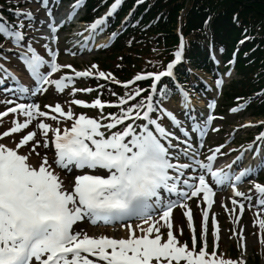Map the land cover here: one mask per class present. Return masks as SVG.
I'll return each mask as SVG.
<instances>
[{"label":"snow or ice","instance_id":"1","mask_svg":"<svg viewBox=\"0 0 264 264\" xmlns=\"http://www.w3.org/2000/svg\"><path fill=\"white\" fill-rule=\"evenodd\" d=\"M25 2L35 3L37 12H44L46 19L38 23L46 32L33 23L36 13L32 10L9 9L14 24L0 16V61H4L0 63V84L10 79L17 85L5 89L11 95L0 99L4 105L0 125L5 123L4 117L11 120L0 131V264H244L242 259L234 262L217 256L220 228L214 215L213 250L208 251V221L214 188L225 182L233 192V208L226 210L235 212L238 206L242 215L245 204L236 198L251 203L252 197L237 185L253 173L244 168L236 174L232 165H227L229 172L216 168L218 156L226 155L223 145L200 159L203 145L199 138L206 135L213 117L196 114L187 91L175 90L186 106L181 109L183 120L171 108L173 89L168 82L182 60L183 37L172 61L155 72L137 73L121 82L96 64L77 70L59 62V30L75 18L79 0L60 22L51 10V0ZM121 2L114 0L106 16L88 25L87 39L103 31L106 17ZM25 29H35L39 35L29 36ZM39 40L45 41L44 54L34 47ZM13 58L26 80L7 66ZM88 78L122 84L125 91L110 93L115 102L75 98L77 92L93 91L75 87L77 80ZM221 83L216 81L218 87ZM50 90L53 97L60 95L54 104L44 105L46 110L38 103L20 100ZM66 101L67 110L62 106ZM71 105L98 109L100 115H77ZM207 107L212 109L214 104ZM105 108L117 111L105 115ZM256 140L264 141V133ZM242 159L243 154L233 165ZM260 165L264 167V158ZM253 183L257 204L264 211V186ZM193 198L206 205L199 238L186 203ZM178 206L186 209L183 216L191 231V247L173 233L172 213ZM116 224L125 230L123 236L90 233L88 227ZM162 228L167 229L166 237ZM259 229L264 233V219H259ZM243 232L242 228L235 231L242 256Z\"/></svg>","mask_w":264,"mask_h":264},{"label":"rangeland","instance_id":"2","mask_svg":"<svg viewBox=\"0 0 264 264\" xmlns=\"http://www.w3.org/2000/svg\"><path fill=\"white\" fill-rule=\"evenodd\" d=\"M20 1L24 4L23 9L32 10L38 16L35 3L33 4L32 2H25V0H20ZM232 9L234 10V12H236L235 14H233V16L236 17V19H246L253 15V12L251 11V16H250V12L249 11L247 12V10L241 7L240 5L232 6ZM83 27L85 28L83 29L84 32H86L87 27L85 26ZM104 34H105V31L99 34L101 41L104 38L103 37ZM63 38H64L63 35L59 36V51H60L59 62L60 63L71 64L75 69H79V70H83L84 67L85 69H88L92 64H95L91 62L92 60H91V56H88L89 54H82L81 56L74 55V57H71L72 55L64 52L63 50H65V47L68 46V44L66 41L63 40ZM152 42L155 43V41H152ZM154 43L146 45L144 48L142 47V45H139L138 48H136L139 50L136 51V53H132V56H129V59L133 61L132 58L136 60L134 57L139 56L138 60L136 61L137 66L138 64H140L141 67L145 66V61L149 57L150 51L155 50L153 46ZM123 52H124V55H123ZM123 52H110L102 56L97 55L99 62L96 65L99 66V70L104 71V72H110V73L112 72V70L114 71L118 66L121 65L123 61V56L125 57L129 51L127 49V50H123ZM131 70H133L132 66H129L127 68L125 66L123 71L121 73H118V75L124 77ZM198 76L201 78V80L205 84H207L211 88H214V92H212L213 97L214 99L218 98L217 112L215 113L214 120L211 123L212 125L209 127L208 131H206L207 132L206 140L203 142L205 150L203 154L201 155L202 156L201 159H204L206 155L211 154L210 149H214L217 146L223 145L222 152L225 153L226 155L218 156V160L215 164V167L225 168L226 170H230L227 167V165H232V168H234L235 165H233V161H235L238 156L243 154V159L240 162V163L243 162V165L238 166V170H241L242 169L241 166L244 167L248 163V159H249L248 152L251 146H253V144H256V143L257 144L261 143V142H258L256 138L258 137V132L260 128L264 127V117L263 118L248 117V114L247 112L244 111V109L241 111H236V112L229 111V112L224 113L221 117H218V114L220 111L219 109L221 105V94L223 91V87L228 83V81H230V79L235 78V76L233 73H231V71L228 72V74L223 76L222 83L220 84L219 87L217 86L216 83L211 81V78L204 77L202 75L201 76L198 75ZM95 81H97V79H94V80L87 79L84 81L77 80L75 82V87L77 89L91 87L93 91L91 93L77 92L75 98L83 99L88 102H91L92 100L96 98L101 99L102 94L99 93L100 86L97 85L99 83H96L94 85L93 83H95ZM66 91L70 93V89ZM186 91L192 97L191 107L195 108L196 106H203V105H200L201 100L199 99L202 98L200 94L196 93V95H194L193 90H186ZM59 95L60 94H57V97H53L51 95V90H50L49 93L44 94L45 97H43V99L40 100L38 104L41 106L42 110H46L44 109V105L54 104L55 102H57V98L59 97ZM207 97L208 96L203 97V99H207ZM71 98L72 97L69 94L67 99L70 100ZM179 99L181 100V98ZM62 106L65 108V110H67L70 105L66 101L63 103ZM170 106L171 108L175 109L176 114L179 116L180 109H179V106L177 105V101H171ZM3 108H4V105L0 104V110H3ZM71 108L77 115H79L80 113H84L88 115L89 117H93V118H98L100 115V112L98 109L81 108L75 105H71ZM105 110L106 108L104 109V114L106 115L109 112L108 111L105 112ZM4 122L5 123L3 125H0V131L6 130V126H9L11 124V120L8 117L4 119ZM47 122L51 123V121H47ZM71 179L72 177L69 176V180ZM253 182H254L253 179H251V181L247 183L244 182L243 185L241 186L243 189H240V190L238 189L239 191L244 192L246 195L252 194L251 203H249V201H246V200L241 201L245 204V208H244L242 215L239 213L238 206L235 212H229L226 210V209L233 208V205L231 203L232 197L228 195L227 191L222 190L216 195L217 202L214 204L209 214L207 239H208V251L211 252L213 250V236H212V222L211 221H212V216L214 215L217 218L218 225L220 228V239H219V246L217 250L218 257H223L224 259H227V256H228L227 252H231V254H234L236 253L234 251L237 250L236 260H235L236 256L232 258L234 262H237L242 259L244 261V264H254L253 262H255L256 264H264V233H262L261 230L259 229V219H264V211H261L257 204V199L255 198V194H254L255 192H254ZM256 183H259V182H256ZM246 187H249V188L246 189ZM198 204H200V207H197ZM187 205H188V208L191 209V211L201 209V207L204 208L203 202L200 201L199 199L198 201L192 199ZM185 210L186 209L182 207H178V209L173 210L174 217L172 218V222L174 225L175 234L178 237H182L181 230L182 232L184 230L183 223L187 225V219L186 217L183 216V213ZM193 216L195 218L194 226L196 230V235L199 238L201 235L202 220H201V225L198 226L197 219H196V212L193 213ZM181 217L183 218V221H184L183 223L181 222L182 221ZM241 228L244 230L243 235L245 237L243 256L241 254L242 248L238 246V238L235 234V231ZM187 229L190 234V242H191V231L188 228V226H187ZM161 231L165 234V237H166L167 229L162 228ZM180 242L182 243V240H180ZM225 252L226 254L223 255Z\"/></svg>","mask_w":264,"mask_h":264},{"label":"trees","instance_id":"3","mask_svg":"<svg viewBox=\"0 0 264 264\" xmlns=\"http://www.w3.org/2000/svg\"><path fill=\"white\" fill-rule=\"evenodd\" d=\"M133 1L136 2V0ZM147 1L152 2L148 18L154 19L157 13L167 15V18L164 17L158 21V28L152 30L154 34H158L153 58H162L173 49L176 37L172 30L176 24L175 18L182 10L184 12L182 32L191 44V47L187 49L188 61L190 58L193 65L210 70L207 54L208 43L211 42L215 45L214 51L221 54L224 64L228 63L232 53L236 51V69L240 79L230 86L234 88V91L240 85L247 90V88L254 89V84L261 86L264 83V0ZM236 5L249 11L250 16L252 11L253 17L236 19L233 16L236 12L232 9V6ZM242 40H245V43L241 42ZM118 44H120L118 45L120 50L127 49L122 42ZM123 60L126 67L135 65L128 55L123 56ZM256 71L260 82L251 83V76ZM224 98L229 99V92L224 94ZM260 105L261 107L252 108L253 116H260L264 113V98Z\"/></svg>","mask_w":264,"mask_h":264},{"label":"bare ground","instance_id":"4","mask_svg":"<svg viewBox=\"0 0 264 264\" xmlns=\"http://www.w3.org/2000/svg\"><path fill=\"white\" fill-rule=\"evenodd\" d=\"M183 107H185V106H183ZM88 227H90V226H88ZM89 231H90V233L91 232L106 233L109 236H123L125 230L120 225H115L112 228H107V227L101 226V228L98 227L96 229H93V228L90 227Z\"/></svg>","mask_w":264,"mask_h":264}]
</instances>
